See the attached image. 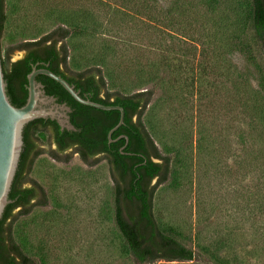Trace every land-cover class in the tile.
Here are the masks:
<instances>
[{
  "label": "rangeland",
  "instance_id": "374dc122",
  "mask_svg": "<svg viewBox=\"0 0 264 264\" xmlns=\"http://www.w3.org/2000/svg\"><path fill=\"white\" fill-rule=\"evenodd\" d=\"M247 13V0H4L1 42L6 60L15 62L24 56L20 44L38 41L58 26L78 28L81 34L62 43L69 69L101 67L108 89L122 93L137 90L133 82L162 49L169 66L165 78L174 81L178 95L170 101L157 91L143 123L161 153L179 154L181 165L189 166L177 165L176 177L157 187L153 216L196 253L247 258L260 243L254 231L259 217L253 226L245 221L248 206H257L260 181L257 167L247 173L248 162L257 164L247 153L246 113L255 100L247 94L256 89V76L235 48ZM110 47L117 49L116 57L107 56ZM40 141L43 152L29 178L43 191L34 204H44L13 223L20 250L34 264H138L114 225V184L106 160L87 165L66 152L59 157L68 160L57 161L49 155L55 151L49 133Z\"/></svg>",
  "mask_w": 264,
  "mask_h": 264
},
{
  "label": "trees",
  "instance_id": "16d2710c",
  "mask_svg": "<svg viewBox=\"0 0 264 264\" xmlns=\"http://www.w3.org/2000/svg\"><path fill=\"white\" fill-rule=\"evenodd\" d=\"M247 2L246 31L235 43V48L256 76V89L247 94L248 99L253 97L255 100L246 108V113L251 130L247 134V153L248 156L254 155L257 164L255 166L248 162L247 173H252V169L257 167L260 181L256 191L257 206H248L245 221L253 226L256 216L259 217L260 223L254 230L260 240L257 243L259 248L254 246L247 258H227L218 252L199 254L187 247L174 230L161 229L153 216V196L157 187L165 183L170 175L175 178L177 165L182 164L179 154H172L173 157L159 151L143 123V117L157 91H161L170 101L176 100L178 95L173 87L174 81L165 78L169 66L163 50L156 54L158 61L147 67V73L133 82L136 91H110L101 67L93 66L82 71L69 69L67 51L62 43L82 32L78 28L58 26L38 41L17 46L27 52L20 60L11 63L1 59L10 103L14 107L23 106L27 98V75L33 68H45L72 85L82 98L105 106L121 107L124 111L123 124L111 134L113 142H109L108 132L118 123L119 111H102L81 105L52 79L43 75L36 77L46 95L53 96L59 104L64 103L70 108V122L76 131H61L50 120H35L24 127L22 152L9 192L11 203L6 206L0 219V264H34L14 242L12 225L18 217L29 214L33 207L44 204H34V200L43 197V191L29 178V174L34 160L43 152L40 137L46 136L47 132L55 145V151L49 153L54 160L66 162L68 157L62 160L59 155L68 148L73 149L72 153H78L87 165H93L98 158L106 160L114 184V225L128 257L134 262H191L199 259L204 264H264V0ZM5 19L4 0H0V39ZM49 41L42 52L33 49ZM106 53L110 58L116 57L117 49L110 47ZM41 61L42 64H36ZM171 83L172 86L166 88ZM162 138L165 139L164 134ZM186 164L181 167L187 168L189 165ZM154 180L155 184H152ZM246 198L253 203V192L248 191ZM226 247L231 245L227 244Z\"/></svg>",
  "mask_w": 264,
  "mask_h": 264
},
{
  "label": "water",
  "instance_id": "95a60500",
  "mask_svg": "<svg viewBox=\"0 0 264 264\" xmlns=\"http://www.w3.org/2000/svg\"><path fill=\"white\" fill-rule=\"evenodd\" d=\"M0 219L4 209L11 203L9 192L18 167L23 147L22 132L24 127L35 120H50L55 122L61 131L74 132L76 129L70 122V108L56 98L46 95L43 85L36 81L39 75L46 76L58 83L77 103L102 111H119L118 123L108 132L117 130L124 119V111L119 106H105L91 102L79 95L72 85L47 69H36L27 75V98L23 106L14 107L6 94V82L3 78L1 59L6 60L0 39ZM127 141V138H125Z\"/></svg>",
  "mask_w": 264,
  "mask_h": 264
},
{
  "label": "flooded vegetation",
  "instance_id": "af4514ba",
  "mask_svg": "<svg viewBox=\"0 0 264 264\" xmlns=\"http://www.w3.org/2000/svg\"><path fill=\"white\" fill-rule=\"evenodd\" d=\"M49 43H50V41L49 42H47V43H45V44H43V45H39V46H36V47H33V49L34 50H38L39 52H42V50H43V46L44 45H49ZM58 48V46L56 47V49ZM27 52L25 51L24 52V55L26 54ZM24 57V56H23ZM11 63H13V62H11ZM43 62L41 61L40 63H36L37 65L38 64H42ZM41 69H45V68H41ZM55 146V145H54ZM66 152H73V149L72 148H68V149H66L65 151H63L62 152V154L63 153H66ZM74 154H76V155H78L79 156V154L78 153H74Z\"/></svg>",
  "mask_w": 264,
  "mask_h": 264
}]
</instances>
